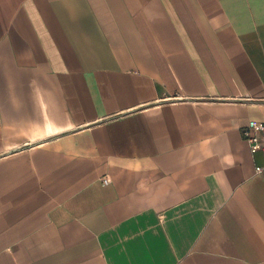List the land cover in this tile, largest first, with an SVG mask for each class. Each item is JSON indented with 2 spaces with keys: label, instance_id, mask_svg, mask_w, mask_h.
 Returning <instances> with one entry per match:
<instances>
[{
  "label": "crops",
  "instance_id": "1",
  "mask_svg": "<svg viewBox=\"0 0 264 264\" xmlns=\"http://www.w3.org/2000/svg\"><path fill=\"white\" fill-rule=\"evenodd\" d=\"M251 120L264 0H0V264H264Z\"/></svg>",
  "mask_w": 264,
  "mask_h": 264
},
{
  "label": "built area",
  "instance_id": "2",
  "mask_svg": "<svg viewBox=\"0 0 264 264\" xmlns=\"http://www.w3.org/2000/svg\"><path fill=\"white\" fill-rule=\"evenodd\" d=\"M241 133L252 154L258 151L264 152V123L251 120L243 126ZM262 169V166L256 167L257 172ZM103 182L106 183L107 180L103 179Z\"/></svg>",
  "mask_w": 264,
  "mask_h": 264
}]
</instances>
